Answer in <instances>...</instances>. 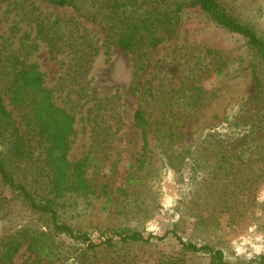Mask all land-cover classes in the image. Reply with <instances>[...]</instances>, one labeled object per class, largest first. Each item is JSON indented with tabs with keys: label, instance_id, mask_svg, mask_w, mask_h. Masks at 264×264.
<instances>
[{
	"label": "rangeland",
	"instance_id": "374dc122",
	"mask_svg": "<svg viewBox=\"0 0 264 264\" xmlns=\"http://www.w3.org/2000/svg\"><path fill=\"white\" fill-rule=\"evenodd\" d=\"M218 1L264 41V0ZM163 26L155 44L144 39L127 52L70 7L0 0V50L35 64L73 119L72 175L61 188L47 187L35 161L40 148L12 174L37 201L51 202L60 223L87 236L56 232L47 213L0 179V264H217L175 234L230 263L259 264L264 61L198 6L182 5ZM139 107L146 142L134 122ZM39 232L57 246L54 261L28 247ZM131 233L143 239H122Z\"/></svg>",
	"mask_w": 264,
	"mask_h": 264
},
{
	"label": "trees",
	"instance_id": "16d2710c",
	"mask_svg": "<svg viewBox=\"0 0 264 264\" xmlns=\"http://www.w3.org/2000/svg\"><path fill=\"white\" fill-rule=\"evenodd\" d=\"M52 6L70 7L79 15L97 21L106 30L108 41L119 48L132 52L144 39L152 45L159 40V33L164 31V23L172 24L177 12L184 4L198 6L208 13L220 25L245 38L264 61V41L254 28L242 23L221 6L218 0H43ZM9 96L16 116L4 104L2 91ZM135 126L139 127L146 142L147 121L139 107L134 115ZM72 116L58 107L52 99L51 92L43 85V78L35 64L27 63L13 53L0 50V179L13 191H17L30 206L47 213L53 229L65 233L73 239L87 240L82 233L72 231L59 222L51 202L41 203L25 185L16 181L11 166L19 172L22 166H29L35 148L39 155L35 161L40 165L49 189L63 186V180L69 177L67 171L71 164L66 158V136L72 127ZM12 157L14 161L12 162ZM76 167L77 169L81 168ZM44 177V176H43ZM47 193V192H46ZM38 242L28 244L31 251L40 252L41 257L50 261L57 258V246L44 232H39ZM119 236H122L121 234ZM184 248L207 253L217 264L230 263L225 260L220 250L207 245L197 246L185 243L176 234ZM143 239L138 233L122 236V239ZM148 239V238H147ZM146 239V240H147ZM15 250V249H14ZM13 250V251H14ZM8 256V252L6 253ZM264 254L259 257L263 264Z\"/></svg>",
	"mask_w": 264,
	"mask_h": 264
}]
</instances>
